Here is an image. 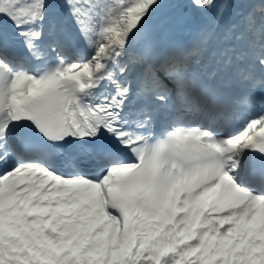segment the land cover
I'll return each mask as SVG.
<instances>
[{"label": "snow or ice", "instance_id": "1", "mask_svg": "<svg viewBox=\"0 0 264 264\" xmlns=\"http://www.w3.org/2000/svg\"><path fill=\"white\" fill-rule=\"evenodd\" d=\"M0 264H264V0H0Z\"/></svg>", "mask_w": 264, "mask_h": 264}]
</instances>
